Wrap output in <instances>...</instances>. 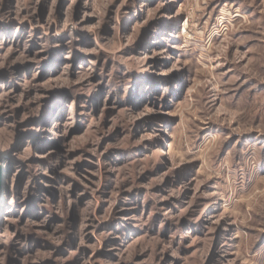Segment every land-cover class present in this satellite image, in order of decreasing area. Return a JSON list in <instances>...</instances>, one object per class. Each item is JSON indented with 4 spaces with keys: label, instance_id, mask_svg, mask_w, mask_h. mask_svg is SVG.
Here are the masks:
<instances>
[{
    "label": "rangeland",
    "instance_id": "obj_1",
    "mask_svg": "<svg viewBox=\"0 0 264 264\" xmlns=\"http://www.w3.org/2000/svg\"><path fill=\"white\" fill-rule=\"evenodd\" d=\"M0 264H264V0H0Z\"/></svg>",
    "mask_w": 264,
    "mask_h": 264
},
{
    "label": "water",
    "instance_id": "obj_2",
    "mask_svg": "<svg viewBox=\"0 0 264 264\" xmlns=\"http://www.w3.org/2000/svg\"><path fill=\"white\" fill-rule=\"evenodd\" d=\"M4 188V167L3 163L0 159V194L2 193Z\"/></svg>",
    "mask_w": 264,
    "mask_h": 264
},
{
    "label": "bare ground",
    "instance_id": "obj_3",
    "mask_svg": "<svg viewBox=\"0 0 264 264\" xmlns=\"http://www.w3.org/2000/svg\"><path fill=\"white\" fill-rule=\"evenodd\" d=\"M5 173V172H4Z\"/></svg>",
    "mask_w": 264,
    "mask_h": 264
}]
</instances>
